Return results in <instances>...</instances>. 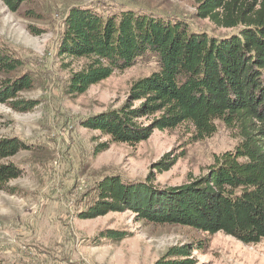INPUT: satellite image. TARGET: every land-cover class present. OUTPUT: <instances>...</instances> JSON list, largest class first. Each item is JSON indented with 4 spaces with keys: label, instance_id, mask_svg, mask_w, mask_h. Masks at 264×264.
<instances>
[{
    "label": "trees",
    "instance_id": "trees-1",
    "mask_svg": "<svg viewBox=\"0 0 264 264\" xmlns=\"http://www.w3.org/2000/svg\"><path fill=\"white\" fill-rule=\"evenodd\" d=\"M2 1L16 12L27 0ZM196 1L198 19L237 31L210 35L178 20L133 10L107 16L90 7L68 12L60 53L87 61L71 75L70 94L82 95L145 57L155 58L157 64L153 73L133 82L119 108L82 121V126L108 138L95 153L113 143L137 145L156 130L183 126L194 141H201L222 123L239 140L234 150L216 156L208 173L185 185L161 189L150 180L106 177L97 183L95 199L80 216L94 219L129 210L151 224L185 226L210 236L224 233L256 245L264 241V0ZM22 65L0 48V74L14 73ZM0 86V102H11L17 112L35 107L17 99L33 88L30 75L3 79ZM29 149L18 138H0V190L15 193L10 182L23 170L8 159ZM176 160L167 154L155 168L168 171ZM127 236L117 230L101 233L115 241ZM202 248L175 246L154 264H199L195 252Z\"/></svg>",
    "mask_w": 264,
    "mask_h": 264
},
{
    "label": "rangeland",
    "instance_id": "rangeland-1",
    "mask_svg": "<svg viewBox=\"0 0 264 264\" xmlns=\"http://www.w3.org/2000/svg\"><path fill=\"white\" fill-rule=\"evenodd\" d=\"M75 7L105 16L133 10L216 36L237 31L198 19L196 0H27L16 12L0 0V48L23 63L14 73L0 74V82L30 75L33 88L17 99L35 103L33 110L17 112L11 102H0V138L15 137L30 147L8 159L23 170L10 182L15 193L0 190V264H154L170 248L183 245L203 247L195 252L199 264H264V241L246 245L224 233L210 236L185 226L151 224L129 210L94 219L80 216L106 177L150 180L161 189L185 185L208 173L216 156L234 150L239 140L222 123L201 141H194L183 126L156 130L137 145L113 143L95 153L108 138L82 121L119 108L133 82L153 73L157 64L145 57L82 95L70 94L71 75L87 63L60 53L64 21ZM167 154L176 163L159 172L155 165ZM108 230L128 236L120 241L102 238Z\"/></svg>",
    "mask_w": 264,
    "mask_h": 264
}]
</instances>
